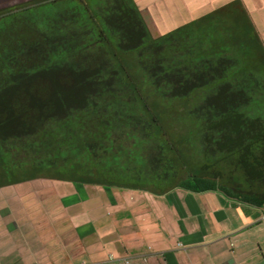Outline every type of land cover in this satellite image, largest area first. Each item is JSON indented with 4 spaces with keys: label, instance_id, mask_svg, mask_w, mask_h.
I'll return each mask as SVG.
<instances>
[{
    "label": "trees",
    "instance_id": "16d2710c",
    "mask_svg": "<svg viewBox=\"0 0 264 264\" xmlns=\"http://www.w3.org/2000/svg\"><path fill=\"white\" fill-rule=\"evenodd\" d=\"M182 106L193 127L174 139L166 125ZM27 164L53 167L52 178L218 189L264 206V45L246 9L154 37L135 0L0 8V166Z\"/></svg>",
    "mask_w": 264,
    "mask_h": 264
},
{
    "label": "crops",
    "instance_id": "0c3cea01",
    "mask_svg": "<svg viewBox=\"0 0 264 264\" xmlns=\"http://www.w3.org/2000/svg\"><path fill=\"white\" fill-rule=\"evenodd\" d=\"M154 37L234 3L264 45V0H135ZM264 264V206L221 190L37 175L0 185V264Z\"/></svg>",
    "mask_w": 264,
    "mask_h": 264
},
{
    "label": "rangeland",
    "instance_id": "374dc122",
    "mask_svg": "<svg viewBox=\"0 0 264 264\" xmlns=\"http://www.w3.org/2000/svg\"><path fill=\"white\" fill-rule=\"evenodd\" d=\"M24 1L29 0H0V8L14 6ZM147 88V94L151 96V98H155V96L158 95L157 93H155L156 91L154 90L153 86L148 85ZM185 112L186 110L182 106L176 108L175 110L169 113V120L167 122L168 124L166 125V128L171 131L170 133H172L174 139H178L182 136L187 137L190 134L189 132L191 128L193 127L189 119H187ZM182 148L185 150L187 157L193 160L194 162V159H196L197 161L201 160L200 154L197 152V149L192 143L186 141L183 144ZM11 170H14L15 172H11ZM11 170L7 172L2 166H0V183L8 182L19 177H26L36 174L47 176L55 174V169L53 167L39 168L34 167L32 164H27L21 168H12ZM145 183V186L148 188L154 186L152 182Z\"/></svg>",
    "mask_w": 264,
    "mask_h": 264
},
{
    "label": "built area",
    "instance_id": "2783aa9c",
    "mask_svg": "<svg viewBox=\"0 0 264 264\" xmlns=\"http://www.w3.org/2000/svg\"><path fill=\"white\" fill-rule=\"evenodd\" d=\"M119 264H133L128 257L119 259Z\"/></svg>",
    "mask_w": 264,
    "mask_h": 264
}]
</instances>
